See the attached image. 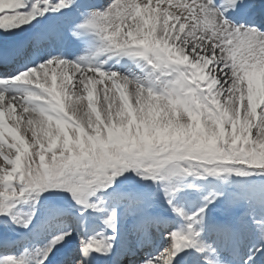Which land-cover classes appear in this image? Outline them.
Wrapping results in <instances>:
<instances>
[{
	"label": "snow or ice",
	"instance_id": "1",
	"mask_svg": "<svg viewBox=\"0 0 264 264\" xmlns=\"http://www.w3.org/2000/svg\"><path fill=\"white\" fill-rule=\"evenodd\" d=\"M0 264H264V0H0Z\"/></svg>",
	"mask_w": 264,
	"mask_h": 264
}]
</instances>
